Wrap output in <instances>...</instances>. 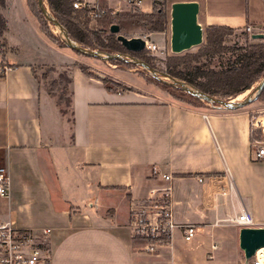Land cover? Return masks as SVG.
Listing matches in <instances>:
<instances>
[{"label": "crops", "instance_id": "0c3cea01", "mask_svg": "<svg viewBox=\"0 0 264 264\" xmlns=\"http://www.w3.org/2000/svg\"><path fill=\"white\" fill-rule=\"evenodd\" d=\"M86 1L128 8L120 0ZM168 1H195L202 28L250 25L264 33V0ZM152 7L153 0L139 5ZM0 13L7 45L0 58L8 67L0 77V161L9 171L0 222L37 234L50 229L51 264H245L240 227L226 218L245 207L253 226H264V160L254 157L249 112L109 91L72 66L71 118L63 119L35 66L69 63L42 60L45 49L70 53L41 31L27 0H5ZM166 193L173 220L195 232L185 240L175 228L149 253L129 215Z\"/></svg>", "mask_w": 264, "mask_h": 264}, {"label": "trees", "instance_id": "16d2710c", "mask_svg": "<svg viewBox=\"0 0 264 264\" xmlns=\"http://www.w3.org/2000/svg\"><path fill=\"white\" fill-rule=\"evenodd\" d=\"M165 1L153 0V7L150 12H143L136 8L129 11L111 13L112 10L109 9L106 15L98 19L99 21H107L108 29H90L86 11L73 8L72 0H47L52 13L66 31L68 38L85 46V48H82H94L97 46L105 51H122L142 59H146L145 56L148 52L146 49L141 51L126 50L116 39V35L110 33L109 27L112 24H116L121 32H126L134 26H142L150 32L163 31L167 25V20L165 11L159 5V2L162 4ZM4 2L5 0H0V8L4 5ZM27 2L31 12L39 21L41 31L51 41L56 42L57 39L50 32L48 25L44 21V13L37 5V1L27 0ZM98 4L106 7L103 1H99ZM5 29L6 23L0 13V54H4L7 48L5 41L2 39ZM235 31H239L240 35L246 40L250 36L245 31V28L208 25L204 31L203 42L196 53L184 56L174 55L165 59V74L172 80L176 78L186 82L195 88L191 89L193 91L209 94L213 97L218 96L225 100L234 98L250 89L264 75V39L258 42H246L244 44L233 42L232 45H226L225 42ZM225 52H230L231 55L226 58L224 63L220 58ZM111 60L114 62L121 61L116 58H111ZM146 62L149 64L148 60ZM1 63L4 62L1 61ZM80 69L85 72L84 68L80 67ZM68 82L71 83L70 78ZM55 83V81L52 82L54 85ZM103 84L107 90L113 91L105 82ZM50 89V91L53 90V88ZM177 89L186 93L184 92L183 94L185 95L182 96H176L173 92H170L174 100L185 103L191 108L201 109V105L198 102L202 101V96L187 91L182 87H176ZM61 96L59 97L60 99L62 98ZM258 96L264 97V85ZM204 100L212 103L214 107H223L208 99ZM68 101L69 103L71 102L70 99ZM256 139H258V136L255 137L252 132L251 140L254 141Z\"/></svg>", "mask_w": 264, "mask_h": 264}, {"label": "rangeland", "instance_id": "374dc122", "mask_svg": "<svg viewBox=\"0 0 264 264\" xmlns=\"http://www.w3.org/2000/svg\"><path fill=\"white\" fill-rule=\"evenodd\" d=\"M37 1V5L40 8L45 10V14L49 17L57 20L52 13L47 0H41L42 3ZM119 4L125 6L126 3L123 0L119 1ZM159 5L164 9L166 14L167 25L163 31H148L142 26H134L126 32H121L120 34L131 38V37H142L148 40L151 43L158 45L156 51H149L146 53L145 58L142 59L137 56H133L122 51H105L99 47L89 48L86 47L83 52L81 50H76L67 44V39L65 37L66 31L62 28L60 29L57 24L53 21L46 19L43 15V19L48 25L50 32L57 39V45H60L65 51H68L71 56L66 57V54H63L62 57L59 54L53 53L48 50H44L42 60L46 62H60L67 61L69 63L54 67L49 65L35 66V73L39 78L42 88L44 91L49 93L52 97V103L54 109L61 112L63 119L70 120L71 118V83L68 82L70 77V70L72 66L82 67L85 70L86 75H90L95 79H98L102 82H105L113 91H136L144 93L147 98L154 100H174L170 95V92H173L176 96H182L184 92L176 90V87L179 88H189L195 89L189 84L179 79L172 80L169 76L165 74V59L169 56H184L186 54H193L198 51L199 46L192 47L188 50H184L181 53H173L170 50V1L166 0L162 4L159 2ZM128 6V5H127ZM117 12L129 11L128 8H120L119 10L112 9ZM58 21V20H57ZM97 24L90 29H108L107 21H97ZM100 26V27H98ZM206 27L203 28V35ZM264 39V38H263ZM71 43L78 47H84L83 45L70 39ZM261 39H252L250 36L246 40L239 31H235L227 41L226 45H232L233 42L238 44H244L246 42H258ZM83 48V49H84ZM79 51V52H78ZM115 56L116 59L121 61L114 62L111 60L110 56ZM230 52H225L220 58L221 61L225 63L226 58L230 56ZM149 64H147V61ZM146 63L145 66L143 63ZM216 64V63H215ZM264 79V75L260 77L251 87L245 92L239 94L236 97H232L229 100L235 102H244L245 103L237 108H243L249 112L251 121L253 123V135L258 136L256 140L264 139V133L260 127V122H264V97L258 96V85ZM55 81V85L52 82ZM167 86V87H165ZM53 88L52 91H50ZM66 88V89H65ZM173 88V89H172ZM186 93V92H185ZM62 95V96H61ZM242 95V96H241ZM62 97L61 99L59 97ZM220 98L218 96H214ZM198 104L201 105L203 110H223V107H214L210 102H206L204 99H201ZM225 100V99H222ZM233 109V108H231ZM236 109V108H234ZM260 128V129H259ZM260 130V133H259ZM261 255V256H260ZM260 257H264V253L260 254Z\"/></svg>", "mask_w": 264, "mask_h": 264}, {"label": "built area", "instance_id": "2783aa9c", "mask_svg": "<svg viewBox=\"0 0 264 264\" xmlns=\"http://www.w3.org/2000/svg\"><path fill=\"white\" fill-rule=\"evenodd\" d=\"M130 9L139 8L141 0H123ZM72 7L84 9L89 22L98 21L109 11V7H102L97 3H90L86 0H72ZM112 10V9H111ZM117 11L112 10L111 13ZM245 31L251 35L253 33H263L261 30L254 31L250 25L245 26ZM264 34V33H263ZM145 40V49L156 51L158 46ZM8 67L1 63L0 77L3 76ZM263 121L260 127L263 128ZM254 157L264 160V139L254 140ZM156 173V169H153ZM168 179V175H162ZM202 181V178H198ZM231 186V185H230ZM9 193V171L7 165L0 161V196H7ZM150 211L153 216H149ZM229 223L238 227L253 226L252 215L245 207L234 216L226 218ZM129 226L135 233L147 242L145 250L153 253L157 245L165 244L169 241L175 228H180L185 240H190L195 232V227L191 223H176L173 220L171 204L168 194L159 198L151 199L150 203L143 205L139 209H132L129 215ZM50 229L44 228L40 234L31 229L17 228L9 222H0V264H51L46 247V238ZM215 247V246H214ZM245 264H264V257L257 253Z\"/></svg>", "mask_w": 264, "mask_h": 264}, {"label": "water", "instance_id": "95a60500", "mask_svg": "<svg viewBox=\"0 0 264 264\" xmlns=\"http://www.w3.org/2000/svg\"><path fill=\"white\" fill-rule=\"evenodd\" d=\"M41 4L42 1L39 0ZM46 19L53 21L62 29L59 22L45 14V10L41 8ZM198 4L195 1L190 2H173L170 8V50L173 53H181L184 50H188L195 46H200L203 42V28L197 22ZM110 33L116 35V39L121 45L128 51H141L145 49V40L142 37H131L128 38L120 34L118 25L112 24L109 27ZM67 44L69 47L81 50L85 49L75 46L71 43L67 34H65ZM252 39H263V33H253L250 35ZM115 58V56H110ZM143 63V62H142ZM145 66L146 63H143ZM264 85V79L258 85V95ZM187 91L197 93L202 96L203 99H208L214 103L219 104L225 108H237L242 106L244 102H235L233 100H222L221 98L213 97L209 94L193 91L189 88H184ZM262 132L264 133V123ZM238 246L242 251L245 263H248L250 259L257 253L261 248H264V226H242L238 232Z\"/></svg>", "mask_w": 264, "mask_h": 264}, {"label": "bare ground", "instance_id": "6f19581e", "mask_svg": "<svg viewBox=\"0 0 264 264\" xmlns=\"http://www.w3.org/2000/svg\"><path fill=\"white\" fill-rule=\"evenodd\" d=\"M242 96V95H241ZM264 253V248H261L257 251V255L259 256L260 254ZM261 256V255H260Z\"/></svg>", "mask_w": 264, "mask_h": 264}]
</instances>
